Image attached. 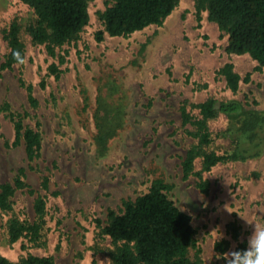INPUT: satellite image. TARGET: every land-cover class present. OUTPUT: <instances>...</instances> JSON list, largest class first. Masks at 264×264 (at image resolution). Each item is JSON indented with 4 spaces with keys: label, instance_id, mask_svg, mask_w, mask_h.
I'll return each instance as SVG.
<instances>
[{
    "label": "rangeland",
    "instance_id": "obj_1",
    "mask_svg": "<svg viewBox=\"0 0 264 264\" xmlns=\"http://www.w3.org/2000/svg\"><path fill=\"white\" fill-rule=\"evenodd\" d=\"M105 0H88L90 21L80 37L59 47L64 54L61 76H47L56 61L45 45L24 33L25 59L1 69L8 52L3 28L15 15L26 24L31 15L18 0H0V182L12 180L19 167H27V181L47 197L46 225L39 244L21 237L8 239L12 216L32 221L35 194L17 190L11 211L0 209V253L18 262L28 253L52 256L57 264H113L115 244L101 233L98 219L106 223L109 209L120 211L125 199L147 192L155 179L172 185L168 196L192 217L197 246L190 255L203 264H226L224 253L235 251L255 225L264 227V150L245 160L220 162L203 171L209 191L198 187L199 176L185 178L182 161L197 142L184 125L181 105L187 103L199 116L198 103L209 97L239 100L245 110L264 115V68L249 54L227 51L228 36L210 20L197 14L195 0H178L162 24H152L127 36L96 34L104 28L100 13ZM228 61L244 78L233 92L219 69ZM47 84L42 87L41 81ZM24 83H22V80ZM28 85L39 101L32 107ZM5 101L13 111L27 112L24 122L40 123L42 155L32 163L24 145L13 146L14 125ZM236 119L220 113L209 120L213 142L222 152L231 147L218 133ZM101 135L103 138H101ZM194 169L202 171V159ZM49 176V188L40 186ZM240 230L233 238L231 226ZM229 241L222 253L216 243Z\"/></svg>",
    "mask_w": 264,
    "mask_h": 264
},
{
    "label": "trees",
    "instance_id": "obj_2",
    "mask_svg": "<svg viewBox=\"0 0 264 264\" xmlns=\"http://www.w3.org/2000/svg\"><path fill=\"white\" fill-rule=\"evenodd\" d=\"M31 13L28 22H22V15H15L5 26L3 37L8 43V52L1 63V69L12 68L25 59L26 43L23 38L27 33L37 44L45 45L49 55L58 58L48 66L47 76L59 78L64 54L57 51L66 43L77 40L90 21L88 0H18ZM178 0H105L106 8L100 13L104 28L96 38L102 41L105 34L127 36L152 24H162L172 13ZM197 14L208 12L210 20L217 23L219 29L228 36L227 51L232 54H249L258 64L257 69L264 68V0H195ZM19 54L18 57L16 54ZM219 73L224 76L226 86L236 92L242 80L249 81L251 73L244 78L235 70L232 61L226 62ZM22 83H24L23 79ZM46 78L41 81L42 87ZM28 101L37 107L39 101L33 86L28 85ZM199 116L192 114L187 103L181 105L184 125L194 128L188 134L196 137L182 161L185 178L199 176L198 187L209 191L210 183L203 179L202 172L210 170L220 162L245 160L262 154L264 150V115L252 110H245L239 100H224L209 97L196 105ZM1 110L13 122L15 139L13 146L24 145L26 159L29 163L42 155L43 138L40 123L36 127L24 122L27 112L13 111L10 103L5 101ZM220 113L236 119L230 126L218 134L231 140V147L222 152L209 148L214 140L209 128V120ZM101 138L103 136L101 135ZM202 159V171L194 169L197 158ZM27 167L17 169L12 180L0 182V209L11 211L14 207L13 197L17 190H27L31 194L38 192L27 181ZM49 176H44L40 186L49 188ZM172 185L158 178L152 182L149 190L135 199H125L118 212L109 209L106 223L98 219L103 235H108L115 244L110 255L113 264H203L198 255L192 258L190 250L197 246L196 228L192 217L182 210L167 193ZM32 221L12 216L7 222L8 239L15 242L21 237L39 244L46 225L47 197L38 192L34 199ZM233 238L239 239V227L231 226ZM229 241L216 243V249L224 253ZM248 247L246 240L240 241L236 250ZM0 264H57L52 256H40L28 253L20 261L14 262L0 253Z\"/></svg>",
    "mask_w": 264,
    "mask_h": 264
},
{
    "label": "clouds",
    "instance_id": "obj_3",
    "mask_svg": "<svg viewBox=\"0 0 264 264\" xmlns=\"http://www.w3.org/2000/svg\"><path fill=\"white\" fill-rule=\"evenodd\" d=\"M223 257L226 264H264V227L255 225L248 238V247L224 253Z\"/></svg>",
    "mask_w": 264,
    "mask_h": 264
}]
</instances>
